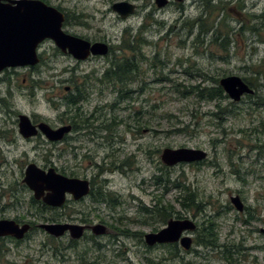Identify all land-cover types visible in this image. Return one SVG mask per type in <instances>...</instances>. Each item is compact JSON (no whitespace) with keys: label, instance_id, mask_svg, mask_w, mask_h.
Returning <instances> with one entry per match:
<instances>
[{"label":"rangeland","instance_id":"374dc122","mask_svg":"<svg viewBox=\"0 0 264 264\" xmlns=\"http://www.w3.org/2000/svg\"><path fill=\"white\" fill-rule=\"evenodd\" d=\"M47 1L66 14L68 21L62 29L70 34L103 37L119 46L124 36L132 40L145 26L142 36L148 43L138 45V70L123 89V96L126 89L131 90L125 97L119 96V84L103 85L93 80L113 60L112 54L77 66L51 41L37 50L40 62L33 69L11 68L0 73V190L11 185L18 198L29 202L30 195L22 183L29 163L43 169L53 167L67 176L99 175L106 180L105 189L114 194L118 205L93 209L86 200L89 219L97 222L102 218L111 227L110 234L100 239L105 247L93 250L88 261L227 264L216 248L193 244L186 252L178 246V257L171 260V247L148 248L143 235L161 229L165 223H158L157 216L143 210H152L160 200L178 212L172 217L190 219L198 228L205 224L215 229L216 245L234 246L237 264H264V234L259 232L264 228V0H185L182 15L188 21L201 20L204 27L210 26L208 33H201L199 25L180 29V8L175 5L159 8L148 19L154 0H128L138 4V9L136 15L124 20L111 10V5L121 0ZM212 6L219 8L212 11ZM226 34L224 51L219 43ZM216 36L219 39L215 43ZM115 53L131 57L125 49ZM86 75L89 77L84 78ZM226 76L242 80L255 77L251 86L254 93L237 102L225 94V98L209 102L188 93L196 86L214 87L215 79ZM29 80L36 82L34 87ZM75 84L88 95L83 105L87 115L100 108L108 120L113 119V136L104 138L105 133L96 132L92 139L76 141L75 133H71L70 139L55 145L43 139L28 142L18 135V114L36 116L57 126L67 109L63 101L70 91L65 90ZM165 148L200 149L206 158L200 164L167 167L160 161ZM84 154L89 158L83 159ZM106 168L113 171L105 172ZM177 185L196 193L199 210L181 208ZM230 196H239L243 212H237ZM8 202L12 198L0 197L1 206ZM69 204V208L74 206ZM39 205L30 207L32 213L40 215L34 222L66 219L57 209L38 210L42 208ZM15 207L18 212L20 206ZM8 210V214L13 211ZM187 235L194 239L196 230ZM46 237L41 231L33 232L11 245L0 264H62L52 254L57 242ZM80 244L86 246L85 242ZM70 257L65 264H78Z\"/></svg>","mask_w":264,"mask_h":264},{"label":"water","instance_id":"95a60500","mask_svg":"<svg viewBox=\"0 0 264 264\" xmlns=\"http://www.w3.org/2000/svg\"><path fill=\"white\" fill-rule=\"evenodd\" d=\"M167 0H156L157 6L163 7ZM135 6L126 2L114 3L112 9L126 18L134 12ZM63 14L54 7L45 5L41 0H0V72L6 68L34 66L39 63L36 53L38 44L50 39L55 46L74 59L85 60L88 55H105L107 45L95 43L90 45L86 40L67 34L62 30ZM219 86L232 101H239L243 95L252 94V89L238 76H227L219 80ZM19 133L28 138L39 131L51 142L59 141L71 131L69 125L52 128L45 122L37 126L31 123L26 115L18 116ZM206 153L200 149L165 148L160 155L161 162L167 167L179 163H194L205 160ZM33 192L34 198L41 199L46 205L60 207L65 201V193L75 199L88 192L86 181L68 178L58 173L54 168L42 169L30 163L24 171V181ZM44 191L47 194L44 195ZM231 203L238 211L243 210L239 196L231 197ZM47 233L58 237L66 230H70L73 237H79L82 228L72 225L44 224L40 226ZM195 224L189 219H170L166 226L157 232L144 235V242L148 246L154 244H168L179 242L183 249H189L191 239L185 232L193 231ZM97 233H103L101 227H96ZM27 231V227L19 228L14 222H0V236L13 235L20 239ZM264 234V228L260 229Z\"/></svg>","mask_w":264,"mask_h":264},{"label":"flooded vegetation","instance_id":"af4514ba","mask_svg":"<svg viewBox=\"0 0 264 264\" xmlns=\"http://www.w3.org/2000/svg\"><path fill=\"white\" fill-rule=\"evenodd\" d=\"M8 1L9 0H2V2H4V3H7ZM41 1H43L45 4L51 6L47 0H41ZM135 1H143V0H135ZM184 1L185 0H167L166 5L162 8L164 9V8H168V7H171L174 5L179 6V8H180L179 13L181 15H180V18H178V19H182V20L178 21V22H181L180 27H179L180 29L187 27V25H190V28H192L191 27L192 22H193V25H195V27H198V25L200 27L201 20H199V21L197 20L196 22L188 21L185 18V16L182 15V13H184V11H183ZM119 2H126L128 4L135 6L134 12L131 15H128L125 19L136 15L137 9H138V4L136 5V3L132 2V1H128V0H121L118 2H114V3H119ZM153 3H154L153 6H149L150 12L146 15V17H148V19H151L149 16H152L153 12H155L156 10L159 9V7L156 4V0H154ZM113 4L111 5L112 12L115 13L119 19L124 20L121 18V16L119 14H117L112 9ZM55 8H57L64 15V22L62 23V28H63V26L68 21L66 19L67 16L62 11V9L60 7H55ZM142 27H140L139 29H142ZM173 27H176V26H173ZM139 29H138V31H139ZM143 31H144V29H142L141 37H143L142 36ZM64 32L67 34H70L66 31H64ZM200 32L203 33L201 30V27H200ZM187 33H189V35L191 34L190 31H187ZM71 35H74V34H71ZM74 36H77L79 38L86 40L87 42H89L90 45H93L95 43H104L107 45V53L105 55H102V56L101 55H96V56L88 55V57L85 60L74 59L70 54L64 53L58 49V51L61 53L62 56L71 57L74 60V62L77 63V66L80 63H85V62H88L89 60H92V59L107 57L108 55H111V54L114 56L112 61L109 60V63L106 66L107 68L104 69L101 76L100 77L95 76V78L93 79V80L97 81L98 83L103 82L102 84L104 85L106 83L108 84L109 82H112L114 84H119L120 86H122L121 81H117V80L115 81L114 79H107L105 77V74L108 70H110V71L114 70V68L116 67V64H114V63L117 60H119V61L130 60L134 70L135 71L138 70L137 69L138 68L137 58L135 55L137 53H139L137 51L139 49L138 45L141 44L142 42L138 43L139 41H136V39L139 40L137 38V36L133 37V39H132L133 42H135V48H133V49L120 48V46H122V44L124 42H122V44H120L119 46H113L111 44V41H109V40L107 41L103 37H98L96 39H89L87 37H81V36H78L76 34ZM124 37H123V39H124L123 41H125ZM50 41L51 40H44L41 44H39L37 49H40L46 42H50ZM51 42H53V41H51ZM123 49H125L131 53L130 58H124V57H119V56L115 55L116 54L115 52L123 51ZM140 56L143 58V56L141 54H140ZM30 69H33V68H30ZM7 70L8 69H6L5 71H7ZM135 74H137V73H135ZM87 77H89V75L84 76V78H87ZM73 89H75V88H72L71 90H69V88H66L65 93L68 91L72 92ZM76 89H77V87H76ZM120 93H122V92H120ZM253 93H254V91H253ZM82 94H83V96L85 95L87 97L83 101H82V99H80V101L77 103V111H74V112L65 111V112H63L59 117L58 125L55 127L52 126L53 128L61 127L64 125H69L71 127L70 133L64 135L61 140L51 142V141L47 140V138L42 133H40L39 131L34 136L24 138L19 133V127H18V116H19V114L17 115V132H18V135L22 139H24L28 142L30 140H37V139L42 140L43 139L42 141H47V142H50L51 144H55V145L56 144H63L66 140L70 139L71 133H75L74 139L76 141H79L80 139H84L85 137L92 139L90 136L93 134H96V132L105 133L104 138H106L108 135L113 136V130H114L113 124H112V123H114L113 119L108 120L106 118V114L103 115V113H101V111H99L100 108H95L92 112L88 113L89 115H87L83 110V105H84V102L87 101L88 95L86 94L85 91H84V93L82 92ZM79 98H81V97L78 96V99ZM66 114H68V115L69 114H74V115L76 114V116L73 117V119H71V118L67 117ZM29 118L31 120V123L35 126H37L41 122V120H38L36 118V116H35V118H34V116L29 117ZM74 157H77V155L74 154ZM86 158H89V156L84 154L83 159H86ZM121 166H123V164H121ZM120 167H119V169H120ZM109 169L110 168H108V169L106 168L105 172ZM101 171H103V170H101ZM109 171L111 172L113 170L111 169ZM62 172H65V171H62ZM65 176H67V175H65ZM67 177L79 179L81 181H86L87 185H88V192L85 195L79 197L78 199H75L71 194L65 193V201H64L63 205L60 207H51V206L46 205L41 199H39V200L35 199L33 192L23 182L24 181V175L22 178V183L24 184L25 187L22 186V188L24 187L26 192H28V194L30 195L29 202L24 200L26 198H24V199L18 198L16 193H15V188L11 185L5 186V188L3 187L0 190V197L1 198H7V199L12 198V202L6 203L5 206L0 205V212H1L0 213V222L1 221L14 222L20 229L23 227H27V231L23 234V236L20 239H17L13 235L0 236V258L5 257V255H6L5 252H9V248L11 247V245H15L16 243H19L23 240H26L30 236V234H32L35 231H41V232L45 233V235L47 236L46 238H48L49 241L57 242V246L55 247L54 250H52V254H53V257L58 259L62 264L70 262L72 259L70 256L75 257L78 264H103L99 260H96V258L93 259V257H92V259H93L92 261H88V260H89V257L91 256V254L93 253V250H96L97 248L100 249L102 247H105V245L100 241V239H103L110 234L111 227L102 218H98L97 222H95L93 219H89V214H91V213L86 211L84 206L87 205V203H85L86 200H89L91 205H93V209H95L94 207H100L98 205H107L109 208H114L118 205V203L116 201V197L114 196V194L112 192L105 189L107 181L99 179V177H100L99 175H93L92 177L87 178L84 176L80 177V175L73 174V175H69ZM46 194H47V191H44V195H46ZM230 197H229V199H230ZM69 203L74 204V206L69 208V206H70ZM83 203H85V204H83ZM33 204H34V207H38V205L40 204L39 206L42 208H39L38 210H41V211L43 209H45V210L57 209V211L60 212L59 216H62L66 219H59V220H54V221L52 220V221H48V222L40 223V224L38 223V221L34 222L33 220H35L37 218L39 213H32L31 212L30 207H32ZM157 204H158V202H156L154 204L152 210H154V208L156 207ZM15 205L20 206V210L18 212H16ZM82 207H84V210H81ZM10 208L13 211H10L11 213L8 214L7 212L9 211L8 209H10ZM91 211H95V210H91ZM243 211H244V209H243ZM243 211H239V212H243ZM173 215H175V214L173 213L172 216ZM172 216L167 221H169L170 219H176ZM183 218H185V217H183ZM167 221H166V223H167ZM157 222L160 223L158 220H157ZM44 224L72 225V226H76V227H81L82 232H81L79 237H73V235L71 234V231L68 229L62 235L55 237V236L47 233L43 228L40 227L41 225H44ZM165 224H164V226H165ZM98 226L103 229V233H97L98 230H96V227H98ZM200 229H201V227L198 228V226L196 225L195 229L193 231L189 232V233H192L196 230V233H197V235H196V237H194V239L191 236H189L191 239V245H190L189 249H183L180 246L179 242L168 243V244H154L152 246H148L147 244H145V245L148 248H155V247H160V246L168 247L169 246L173 249V252L168 253V255H169L168 259L169 260L175 259L178 257L176 254V247H178V246L180 248H182L183 250H185L186 252H189L192 250L193 244L202 246L199 243V242H201V240L196 239L199 232H200ZM159 230H155L152 232H157ZM259 232H260V230H259ZM142 241H144V235H143ZM215 241H217V240H215ZM215 241H214V243H215ZM81 242H85L86 246L84 247L83 246L84 244H80ZM215 245H216V243H215ZM208 248H216L218 253L226 261L227 264H237V262L235 261V255L236 254L234 251V249H235L234 246L227 245V244H217L215 247L210 246ZM71 253H72V255H71ZM174 254H176V256H174Z\"/></svg>","mask_w":264,"mask_h":264},{"label":"trees","instance_id":"16d2710c","mask_svg":"<svg viewBox=\"0 0 264 264\" xmlns=\"http://www.w3.org/2000/svg\"><path fill=\"white\" fill-rule=\"evenodd\" d=\"M217 8L219 7L212 6V11L216 10ZM192 25H193V22L191 23V27ZM200 27H201L202 32L204 33H208L209 31L208 29H210V26L209 27L207 26V28L204 27V22L200 23ZM142 29H145V26H143ZM142 29H139V31H137L138 33L136 34V36L139 40L136 39V41H139L138 43L142 42L141 44L143 45L148 42L146 40H143V37H141ZM249 29H253V28L250 27ZM124 32L127 34L128 30H125ZM223 38L224 39L222 40V42L219 43V47L225 51L227 47V40H228L227 34ZM218 39H219L218 36L214 37L213 42L216 43ZM125 41H123L124 43L122 44V46H120V48H125V49L135 48V42H133V40H130L129 37L127 41L126 42ZM114 64H116V67L114 68V70L112 71L108 70L105 74V77L107 79H114L115 81L117 80V81L122 82V86H120L122 87V90L120 89L119 91V94H120L119 96L122 97L123 95L120 92H123V89L127 88V85L133 80V75H134L135 70L130 60H126V61L117 60ZM254 73H255L254 75H256L259 72L257 73L254 72ZM243 80L249 87H251L257 79H255V77H249ZM29 81L31 83L30 84L31 87H34L35 86L34 84L36 82L31 81V80ZM214 81L216 84L214 87H205V88L200 89L199 86H196L192 88V91H189L188 93H196L199 99L203 101H209V102L219 100L223 97L225 98L226 96L224 95L222 88L218 84V79H215ZM76 87L77 86L75 84V86L73 87L75 89H73L72 92L70 91L64 97L63 103L65 107H67L66 111H69V112L77 111V103L80 101V99H82L83 101L87 97L85 95L83 96L82 92L84 93V90L82 88L77 87L76 89ZM129 93H131V90L126 89L123 97H125L126 95H129ZM78 96H80L81 98L78 99ZM69 115H70L69 118L71 119H73V117L76 116V114L75 115L69 114ZM197 164H200V163H197ZM157 180L159 181L160 177ZM176 187L179 188V195L177 197V201H178V204L181 206V208L185 210H194V211L199 210L200 203H199L196 193L193 191H190L186 187H180L179 185H177ZM157 202L158 204L156 205L154 210L144 209L143 211L150 212L152 215L157 216L158 217L157 220L160 223H166V221L172 216L173 213L178 214V212L175 211L174 207L171 204L162 205L160 200H158ZM214 230L215 229H213L211 226H206L205 224L201 226L200 232L196 238L198 240H201V242H199L200 245L204 247H210V246L215 247L216 246L214 241L216 240L217 237H216V233L214 232ZM174 256H176V254H174Z\"/></svg>","mask_w":264,"mask_h":264}]
</instances>
